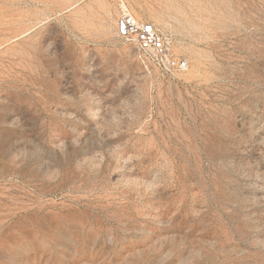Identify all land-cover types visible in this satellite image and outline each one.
I'll use <instances>...</instances> for the list:
<instances>
[{"label": "rangeland", "instance_id": "1", "mask_svg": "<svg viewBox=\"0 0 264 264\" xmlns=\"http://www.w3.org/2000/svg\"><path fill=\"white\" fill-rule=\"evenodd\" d=\"M0 264H264V0H0Z\"/></svg>", "mask_w": 264, "mask_h": 264}, {"label": "built area", "instance_id": "2", "mask_svg": "<svg viewBox=\"0 0 264 264\" xmlns=\"http://www.w3.org/2000/svg\"><path fill=\"white\" fill-rule=\"evenodd\" d=\"M116 31L119 37L134 42L141 62L151 61L168 76L188 70L186 59L173 57L160 28L151 22L136 19L127 8L117 17Z\"/></svg>", "mask_w": 264, "mask_h": 264}]
</instances>
